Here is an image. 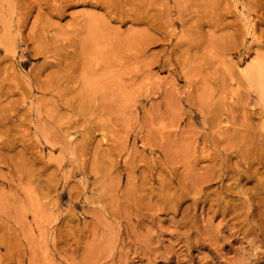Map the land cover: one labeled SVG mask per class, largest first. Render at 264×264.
Wrapping results in <instances>:
<instances>
[{
  "label": "rangeland",
  "instance_id": "rangeland-1",
  "mask_svg": "<svg viewBox=\"0 0 264 264\" xmlns=\"http://www.w3.org/2000/svg\"><path fill=\"white\" fill-rule=\"evenodd\" d=\"M0 264H264V0H0Z\"/></svg>",
  "mask_w": 264,
  "mask_h": 264
},
{
  "label": "bare ground",
  "instance_id": "bare-ground-1",
  "mask_svg": "<svg viewBox=\"0 0 264 264\" xmlns=\"http://www.w3.org/2000/svg\"><path fill=\"white\" fill-rule=\"evenodd\" d=\"M91 24H93V23H91ZM91 25H89V27H90ZM92 27V26H91ZM93 28V27H92Z\"/></svg>",
  "mask_w": 264,
  "mask_h": 264
}]
</instances>
